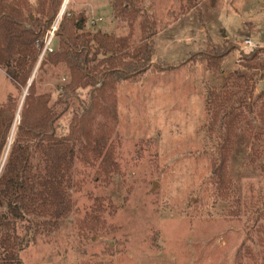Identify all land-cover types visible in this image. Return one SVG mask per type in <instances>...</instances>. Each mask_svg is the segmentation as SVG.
Masks as SVG:
<instances>
[{"label":"rangeland","instance_id":"374dc122","mask_svg":"<svg viewBox=\"0 0 264 264\" xmlns=\"http://www.w3.org/2000/svg\"><path fill=\"white\" fill-rule=\"evenodd\" d=\"M112 3L66 0L64 15L80 17V34L127 37L130 47L143 41L146 21H155V69L107 90L103 101L114 105L116 123L106 147L94 138L65 143L70 185L57 207L65 216L52 231L31 237L18 252L20 263L264 264V76L251 95L242 88L218 109L207 104L238 57L251 51L243 41L264 47V0H135L134 20L116 18ZM218 46L236 49L222 61V72L194 60L213 57ZM40 56L21 91L0 69V106L9 96L18 103L0 174L30 83L36 95L47 93L54 101L68 81L63 64L39 69ZM165 63L173 67L158 69ZM88 95L78 91L69 100L59 130L66 133L71 112L91 108ZM229 132L228 169L239 199L218 204L210 160L218 148L211 143Z\"/></svg>","mask_w":264,"mask_h":264},{"label":"trees","instance_id":"16d2710c","mask_svg":"<svg viewBox=\"0 0 264 264\" xmlns=\"http://www.w3.org/2000/svg\"><path fill=\"white\" fill-rule=\"evenodd\" d=\"M60 4L61 0H34V4L29 0H0V69L19 91L27 88L43 37L54 24ZM112 4L116 18L134 20L139 14L135 0H113ZM77 18L80 17L63 16L55 35L58 47L47 53L39 65L42 69L45 65L63 64L68 70V81L62 85L58 98L51 101L50 94L36 95L32 81L22 102L11 157L0 174V207L7 206V212L0 213V264H21L18 252L29 244L31 237L41 229L52 231L65 216L63 208L57 210L62 207L70 185L64 145L94 138L102 148L106 147L116 123L114 105L107 106L103 101L107 90L119 83L137 81L155 69L152 62L155 21H146L143 41L138 47H130L127 37L114 38L99 32L80 34ZM235 51L218 46L213 57L194 60H204L209 68L222 72V61ZM235 65L222 87L209 92V107L218 109L231 101L235 90L243 88L248 96L258 88L264 76V49H251L247 55L239 56ZM172 67L165 63L158 69L165 71ZM83 90L88 91L92 106L71 112L64 133L58 128L60 117L68 112L69 100ZM263 95L260 92L259 96ZM17 108V101L10 96L0 106V160ZM232 134L218 135L211 143L218 148L210 157L212 194L218 204L239 199L228 169ZM47 218L53 221L48 223ZM21 224H24L22 238L17 231Z\"/></svg>","mask_w":264,"mask_h":264},{"label":"built area","instance_id":"2783aa9c","mask_svg":"<svg viewBox=\"0 0 264 264\" xmlns=\"http://www.w3.org/2000/svg\"><path fill=\"white\" fill-rule=\"evenodd\" d=\"M66 3V0L64 1V3L61 5V9L59 11V13L57 14V17L54 21V24L46 31L44 37H43V40H42V46H41V50H40V58L42 59V57H44V55H46L47 53H51L54 48H53V41L55 39V35H56V32L58 30V27L60 25V21L62 19V16H64V12H65V4ZM243 46L245 49H254V48H260V47H257V45H254L252 43L251 40H248V39H245L243 41ZM264 49V47H263Z\"/></svg>","mask_w":264,"mask_h":264},{"label":"crops","instance_id":"0c3cea01","mask_svg":"<svg viewBox=\"0 0 264 264\" xmlns=\"http://www.w3.org/2000/svg\"><path fill=\"white\" fill-rule=\"evenodd\" d=\"M252 31H256V29L252 28Z\"/></svg>","mask_w":264,"mask_h":264},{"label":"water","instance_id":"95a60500","mask_svg":"<svg viewBox=\"0 0 264 264\" xmlns=\"http://www.w3.org/2000/svg\"><path fill=\"white\" fill-rule=\"evenodd\" d=\"M82 22V21H81ZM78 29H80V26L78 27Z\"/></svg>","mask_w":264,"mask_h":264},{"label":"bare ground","instance_id":"6f19581e","mask_svg":"<svg viewBox=\"0 0 264 264\" xmlns=\"http://www.w3.org/2000/svg\"><path fill=\"white\" fill-rule=\"evenodd\" d=\"M66 4V3H65ZM66 6V5H65ZM66 8V7H65Z\"/></svg>","mask_w":264,"mask_h":264}]
</instances>
